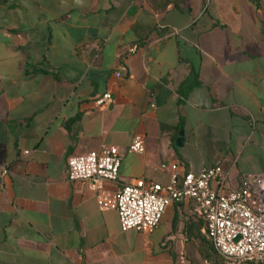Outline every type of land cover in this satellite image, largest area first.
Segmentation results:
<instances>
[{"label": "crops", "instance_id": "1", "mask_svg": "<svg viewBox=\"0 0 264 264\" xmlns=\"http://www.w3.org/2000/svg\"><path fill=\"white\" fill-rule=\"evenodd\" d=\"M109 146L112 191L166 185L171 164L220 165L227 189L264 175V0H0V264L219 262L190 200L123 232L67 179L69 157Z\"/></svg>", "mask_w": 264, "mask_h": 264}, {"label": "built area", "instance_id": "2", "mask_svg": "<svg viewBox=\"0 0 264 264\" xmlns=\"http://www.w3.org/2000/svg\"><path fill=\"white\" fill-rule=\"evenodd\" d=\"M111 102L109 92L94 99L97 108ZM144 150L143 138L134 136L128 151ZM120 161L115 146L104 147L99 152L69 157L66 175L69 181H81L94 193L100 210L116 211L123 232H153L168 206L188 199L219 257L217 264H264L263 174L245 176L238 188L227 189L220 165L204 168L197 176L180 178L176 164H171L166 185L136 179L112 191L105 183L117 182ZM7 174L6 165H0V180Z\"/></svg>", "mask_w": 264, "mask_h": 264}, {"label": "water", "instance_id": "3", "mask_svg": "<svg viewBox=\"0 0 264 264\" xmlns=\"http://www.w3.org/2000/svg\"><path fill=\"white\" fill-rule=\"evenodd\" d=\"M182 142H183V139H182V133H179V136H178V138H177V140H176V142H175V145H176L177 147H181V146H182Z\"/></svg>", "mask_w": 264, "mask_h": 264}, {"label": "trees", "instance_id": "4", "mask_svg": "<svg viewBox=\"0 0 264 264\" xmlns=\"http://www.w3.org/2000/svg\"><path fill=\"white\" fill-rule=\"evenodd\" d=\"M172 1H173L174 5H175L176 7H178V6H179V2H180L181 0H172Z\"/></svg>", "mask_w": 264, "mask_h": 264}]
</instances>
